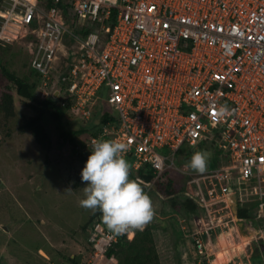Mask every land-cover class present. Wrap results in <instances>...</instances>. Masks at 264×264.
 Listing matches in <instances>:
<instances>
[{"label": "built area", "instance_id": "1", "mask_svg": "<svg viewBox=\"0 0 264 264\" xmlns=\"http://www.w3.org/2000/svg\"><path fill=\"white\" fill-rule=\"evenodd\" d=\"M21 39L42 97L64 88L86 120L103 102L111 109L84 144L90 154L93 140H118L133 169H152L153 183L169 169L189 178L187 194L204 209V229L192 235L200 256L203 231L236 223L216 214L232 209L230 196L264 204V0H0V44ZM202 140L219 155L192 178L178 160ZM125 236L95 222L82 264H118L111 250Z\"/></svg>", "mask_w": 264, "mask_h": 264}, {"label": "rangeland", "instance_id": "2", "mask_svg": "<svg viewBox=\"0 0 264 264\" xmlns=\"http://www.w3.org/2000/svg\"><path fill=\"white\" fill-rule=\"evenodd\" d=\"M31 60L32 54L27 39L0 47L1 65H5L29 82L34 79ZM1 74L0 66V85L7 83L1 78ZM53 77L54 81L48 89L50 93L61 87L58 83L59 75ZM37 87L35 94L42 97V90L38 91ZM106 93L107 89L101 92L103 97ZM59 103L63 106L61 101ZM63 109L65 114L59 122L50 116L42 118V123L54 143L49 162L46 160V150L37 143L32 134L20 129L24 114H28L29 110L18 102L15 117L6 121L0 114V255L4 264H60L62 257H70L89 246L88 239L92 227L84 228V226L98 210L94 212L79 206L78 201L85 198L83 187L86 184L81 181V171L86 161L76 157L68 137H64L62 131L74 130L73 127H77L83 121H89L92 116L86 120L72 106L71 108L64 106ZM102 109L112 112L104 102L96 108L100 113ZM100 117L97 115L93 127L99 128L103 125ZM84 136L85 134L78 135L76 140L80 144L82 153L89 157L90 151L82 145L86 140L83 139ZM206 147L208 148L207 145L185 146L183 151L186 157L178 160V167L193 171L185 168L184 165L191 160L189 155L198 151L206 152L209 159L215 160V152H208ZM125 159L131 165L130 173L135 177L129 178L137 180L152 200L155 209L153 221L159 220L161 216L162 224L165 222L167 226L173 227L172 223L175 225L181 221L185 226V232L182 228L181 236L178 237L182 243L181 251H177L179 259L177 257L174 260L169 257L163 264H203L196 259L192 236L197 230L204 229L203 222H197L203 211L201 209L196 213L189 211L180 197L183 191H190L189 178L176 169H169L160 182L158 181L159 186L154 189L151 184H142L141 180L136 178L137 171L133 169L132 161ZM200 175L202 173L192 174L190 177L197 178ZM168 186L172 190H177L174 197L179 195L176 197L178 200L176 209L169 210L171 206L165 209L171 212L170 214L161 213L162 209L158 208L159 200H157V198L168 199L169 192L172 191L166 190ZM242 204L251 209L252 224L256 228L258 238L254 237L253 233L240 232L235 222H231L228 226L217 225L208 234L203 231L206 250L200 257H206L208 264H253L257 262L255 257L264 258V251L260 246L264 244V204L248 196L243 199ZM221 205L223 204L216 207L220 208ZM230 210L232 209H222L221 212L216 213L217 218L223 221L234 217V214H230ZM229 214L230 216L227 217ZM161 244L159 243V247L163 248L161 253L164 254L165 248ZM39 247L49 254L50 259L39 253ZM259 264H264V261Z\"/></svg>", "mask_w": 264, "mask_h": 264}, {"label": "trees", "instance_id": "3", "mask_svg": "<svg viewBox=\"0 0 264 264\" xmlns=\"http://www.w3.org/2000/svg\"><path fill=\"white\" fill-rule=\"evenodd\" d=\"M2 44H0V47ZM73 64L71 56L69 57H62L59 60V64L56 66L57 73L55 75L61 76V74L67 73L71 65ZM1 72L3 79L6 80L7 83L0 85V114L4 116L6 121L10 120V118L15 117L17 115V109H18V102L29 110L30 112L28 114H24L23 122L20 126L21 130L29 131L34 139L37 141V143L46 150V160L49 162V158L51 157V151L54 143L51 135L48 133L47 128L42 123V118L44 116H50L55 121L59 122L61 121L63 115L65 114L64 106L70 107L71 104L68 103V101L71 99L69 93L62 88L61 94L59 97H54V95H49L45 98L38 96L35 94L36 87L39 82V78L36 76V73L33 71L34 79L29 82L27 79L22 78L18 76L14 71H11L8 67L5 65H1ZM54 78V77H53ZM65 87V86H63ZM59 101H61L60 105ZM94 110L92 114V118L89 121H83L80 125L77 127H73L74 130L64 132L62 131V135L64 137H68V141L71 144L72 151L75 153L77 158H80L81 161H87L88 157H86L82 151L80 150V144L76 140V136L85 134V138H83L85 141L84 144L89 140L91 136L96 134V126L93 127L94 121L98 116L100 117L101 123H105L108 116L107 114L101 115L100 112ZM8 132L10 130L8 129ZM209 141L202 140L198 146H208L207 151L208 152H215V160H211L208 158L207 167H214L216 165V159L218 157L217 149L215 148L214 142L212 145L207 144ZM211 146V147H210ZM82 148V147H81ZM193 154L189 155V157H192ZM214 156V155H213ZM133 173H130V177H133ZM167 174V173H166ZM165 174V175H166ZM136 178L141 180L142 184H151L154 189L159 186V182H154V174L152 169L149 166H144L140 170L137 171V174L135 175ZM166 190H172L169 186L166 188ZM177 190H172L169 192L168 199L166 198H157L159 200V207L160 210L162 209L161 213H171L169 211H166L165 209L167 207L171 206V209L169 210H175L176 209V194ZM183 200L184 206L191 212L196 213L201 209L204 210L202 206L196 201L195 198L189 196L187 194V191H183L180 196ZM230 204L232 211L234 213V216L236 220L239 221H245L250 219L252 217L251 209L244 206V204L241 203V200L237 195L230 196ZM102 221V213L98 210L90 220L86 223L85 227H92V225L95 222ZM159 224L158 221H153L149 223L143 231L137 230L135 232V236L132 240L128 239L126 236L123 238H120L118 242L115 243L114 247L111 250L112 255L116 258L118 264H163L165 259H168L169 257L174 259L178 257V253L176 255H172L173 249L170 247L168 248L169 243H164L165 252L164 254H160L158 243H156L155 240V234L153 230L154 224ZM173 227L171 229H174L176 231L175 225L171 224ZM157 228V227H156ZM179 231V230H178ZM181 234V232H180ZM180 238V236H178ZM176 241L175 251H181L182 249V243L181 240ZM88 243L90 245L91 241L88 239ZM194 243V242H193ZM89 247V246H88ZM168 248V249H167ZM179 248V249H178ZM195 252H196V259L200 258V254L197 252L195 246H194ZM86 251V249H85ZM257 258V262H253V264H259L264 261V258L255 257ZM179 259V257L177 258ZM175 260V259H174ZM71 264H79L75 259L70 257ZM203 264L207 263V258H202ZM0 264H4L3 258L0 255Z\"/></svg>", "mask_w": 264, "mask_h": 264}, {"label": "clouds", "instance_id": "4", "mask_svg": "<svg viewBox=\"0 0 264 264\" xmlns=\"http://www.w3.org/2000/svg\"><path fill=\"white\" fill-rule=\"evenodd\" d=\"M220 111L226 114L228 109L224 106ZM127 150L128 145L118 140L92 141L91 154L81 171L85 198L78 203L82 208L99 210L111 233L127 234L131 239L135 231H143L153 220L155 209L141 184L129 178L131 165L124 156ZM208 158L206 152L198 151L184 167L204 173Z\"/></svg>", "mask_w": 264, "mask_h": 264}, {"label": "crops", "instance_id": "5", "mask_svg": "<svg viewBox=\"0 0 264 264\" xmlns=\"http://www.w3.org/2000/svg\"><path fill=\"white\" fill-rule=\"evenodd\" d=\"M1 182V181H0ZM234 214V213H233ZM252 214V213H251ZM160 217V219L159 220H157L158 222H159V224L157 223V224H154L153 225V230H154V234H155V240H156V243H158V247L160 246L159 245V243H162L161 245H164V243H169V244H167L168 245V247L170 248H172L173 250H174V253H172V255H176L177 254V252L175 251V246H176V241H177V239H178V236H181L180 235V230L182 229L184 232H185V226H183L181 223V221H180V223H179V221L177 222V223H179V224H175V227H176V231L174 230V229H171V226H167V224H164L165 222H163V224H162V217L161 216H159ZM252 218L253 217H251L250 219H248V220H246V222L245 221H237L236 220V224L238 225V229H239V231L241 232V231H243L241 228H242V226L244 225V228L245 229H251L250 231H252L253 230V234H254V237H256V238H258V233H256L255 232V227L253 226L254 224H252L253 222H252ZM199 219V218H198ZM152 222V221H151ZM150 222V223H151ZM241 223V224H240ZM180 224H181V227H180ZM157 227V228H156ZM179 230V231H178ZM136 232V231H135ZM169 233L171 234V235H169ZM87 234H89V232L87 233ZM91 234V233H90ZM247 235V234H246ZM135 236V235H134ZM90 237V236H89ZM134 238V237H133ZM132 238V239H133ZM177 238V239H176ZM132 239H130V240H132ZM161 248V249H160ZM85 249V248H84ZM84 249H82V250H80V251H78L76 254H72V256H70L71 258H73V259H75V257H76V255H78L79 253H81V252H83L84 251ZM162 247H159V251H160V254H162L161 253V251H162ZM38 250H39V253H41L44 257H46L47 259H50V256H49V254L42 248V247H39L38 248ZM166 253V252H165ZM70 257H62V260L60 261V263H62V262H65L66 264H71V262H70ZM61 259V258H60ZM172 259V258H171ZM198 262L200 263L201 262V259L199 258L198 259Z\"/></svg>", "mask_w": 264, "mask_h": 264}, {"label": "water", "instance_id": "6", "mask_svg": "<svg viewBox=\"0 0 264 264\" xmlns=\"http://www.w3.org/2000/svg\"><path fill=\"white\" fill-rule=\"evenodd\" d=\"M36 76H37V74H36ZM59 93V91L56 93V96L55 97H57V94ZM68 102H70V101H68ZM241 224V223H240ZM260 246L262 247V249H263V251H264V244L262 243V244H260ZM84 252H81V253H79L78 255H76V257H75V260L79 263V264H82V262H83V257H84ZM60 264H66L65 262H62V263H60Z\"/></svg>", "mask_w": 264, "mask_h": 264}, {"label": "flooded vegetation", "instance_id": "7", "mask_svg": "<svg viewBox=\"0 0 264 264\" xmlns=\"http://www.w3.org/2000/svg\"><path fill=\"white\" fill-rule=\"evenodd\" d=\"M243 231V233H250V234H252L253 233V230L252 231H250L251 229H245L244 228V225L242 226V228H241ZM254 235V234H253Z\"/></svg>", "mask_w": 264, "mask_h": 264}]
</instances>
